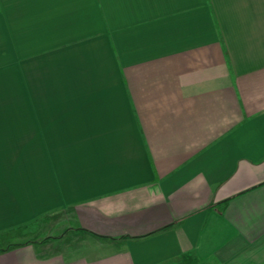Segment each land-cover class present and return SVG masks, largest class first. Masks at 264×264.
<instances>
[{
	"label": "crops",
	"instance_id": "crops-1",
	"mask_svg": "<svg viewBox=\"0 0 264 264\" xmlns=\"http://www.w3.org/2000/svg\"><path fill=\"white\" fill-rule=\"evenodd\" d=\"M0 264H264V0H0Z\"/></svg>",
	"mask_w": 264,
	"mask_h": 264
},
{
	"label": "rangeland",
	"instance_id": "rangeland-1",
	"mask_svg": "<svg viewBox=\"0 0 264 264\" xmlns=\"http://www.w3.org/2000/svg\"><path fill=\"white\" fill-rule=\"evenodd\" d=\"M45 222H40L39 220H32L30 221V223L27 224V226H29L28 231L24 232L25 236H40L41 234L45 233ZM41 224H44V226L42 227ZM19 238L20 235H19Z\"/></svg>",
	"mask_w": 264,
	"mask_h": 264
}]
</instances>
